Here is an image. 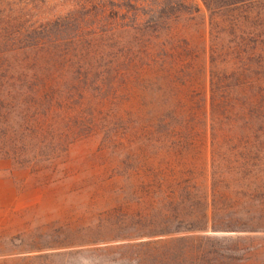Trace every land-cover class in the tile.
Wrapping results in <instances>:
<instances>
[{
	"label": "rangeland",
	"instance_id": "obj_1",
	"mask_svg": "<svg viewBox=\"0 0 264 264\" xmlns=\"http://www.w3.org/2000/svg\"><path fill=\"white\" fill-rule=\"evenodd\" d=\"M210 1L0 0V264H161L205 211L264 259V0Z\"/></svg>",
	"mask_w": 264,
	"mask_h": 264
},
{
	"label": "trees",
	"instance_id": "obj_2",
	"mask_svg": "<svg viewBox=\"0 0 264 264\" xmlns=\"http://www.w3.org/2000/svg\"><path fill=\"white\" fill-rule=\"evenodd\" d=\"M243 1L245 0H221L218 2V6H220V8L229 7ZM201 2L204 7L209 10L211 1L201 0ZM58 22L59 18H55L53 20L39 22L37 25L32 23H29V25H21L19 31L16 33V40L21 47H40L45 42H57V35L53 30L54 27H59L60 24H58ZM138 27L140 26L137 24L133 26V28ZM147 27L153 30L159 28L157 25ZM201 217L200 220H193V223H190V225H188L189 227L184 229L192 233L191 235H182L166 239H150L143 241L141 245H149L151 247L159 246L161 255L158 260L161 261V264H211V254L217 256L216 263L220 264L230 256L228 255L229 250L221 245L230 240L231 237L228 235L215 236L212 234L213 231L209 230L210 227L207 226L208 216L206 211L202 213ZM170 232L169 230H165L162 231V233H154L151 236L168 234ZM213 243H217L219 246L215 251L211 250L213 248ZM235 246L233 252H238L240 247L239 245ZM154 257L155 251L153 250L148 254V259L152 264H154Z\"/></svg>",
	"mask_w": 264,
	"mask_h": 264
},
{
	"label": "crops",
	"instance_id": "obj_3",
	"mask_svg": "<svg viewBox=\"0 0 264 264\" xmlns=\"http://www.w3.org/2000/svg\"><path fill=\"white\" fill-rule=\"evenodd\" d=\"M251 248H249L250 250ZM259 250L256 248L252 249L251 251H249V253L247 254V256L241 260H238L236 264H264V259H255V257L257 256V252ZM261 251V249H260Z\"/></svg>",
	"mask_w": 264,
	"mask_h": 264
}]
</instances>
